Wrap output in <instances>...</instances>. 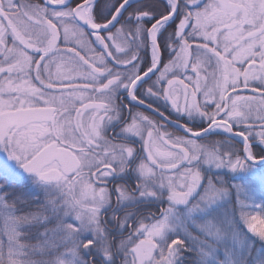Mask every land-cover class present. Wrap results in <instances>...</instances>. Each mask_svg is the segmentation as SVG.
I'll return each mask as SVG.
<instances>
[{
    "label": "snow or ice",
    "instance_id": "1",
    "mask_svg": "<svg viewBox=\"0 0 264 264\" xmlns=\"http://www.w3.org/2000/svg\"><path fill=\"white\" fill-rule=\"evenodd\" d=\"M0 264H264V0H0Z\"/></svg>",
    "mask_w": 264,
    "mask_h": 264
}]
</instances>
